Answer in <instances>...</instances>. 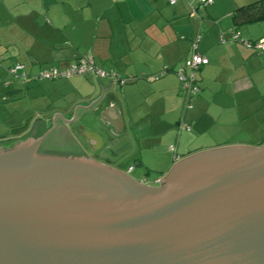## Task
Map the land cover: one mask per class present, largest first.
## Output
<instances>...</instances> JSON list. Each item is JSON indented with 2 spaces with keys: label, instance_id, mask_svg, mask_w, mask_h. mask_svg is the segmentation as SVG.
Listing matches in <instances>:
<instances>
[{
  "label": "crops",
  "instance_id": "1",
  "mask_svg": "<svg viewBox=\"0 0 264 264\" xmlns=\"http://www.w3.org/2000/svg\"><path fill=\"white\" fill-rule=\"evenodd\" d=\"M191 7L195 8L192 15ZM233 29L248 41L264 37V0H212L204 6L196 0L173 4L167 0H0V75L20 63L27 80H36L40 68H65L79 57H90L97 67L116 72L125 79L123 84L94 75L49 80L54 82L44 87L77 96L43 121L55 113L72 118L71 110L92 102L100 95L101 84L111 81L89 108L97 109L102 124L115 122L120 128L122 123H132L133 151L113 167L135 181L144 180L142 184L159 186L157 180L183 158L225 146L264 144V50L241 42L222 43L221 35L227 37ZM196 36L195 51L208 63L197 71L200 91L184 111L174 68L191 55ZM163 69L157 79L147 80ZM2 78L4 87L11 84ZM77 117L67 122L56 115L55 128L66 131L81 154L86 151L94 157L95 136L88 134L86 139L87 131L77 130ZM134 118L155 131H144ZM181 120L189 130L179 127ZM173 139L176 158L168 149L144 146L146 140L169 143ZM198 139L211 143L194 146ZM146 152L157 161L168 158L166 170H160L162 176L153 183L142 170L158 169V162L147 161Z\"/></svg>",
  "mask_w": 264,
  "mask_h": 264
},
{
  "label": "water",
  "instance_id": "2",
  "mask_svg": "<svg viewBox=\"0 0 264 264\" xmlns=\"http://www.w3.org/2000/svg\"><path fill=\"white\" fill-rule=\"evenodd\" d=\"M100 95L73 111L88 107L94 157L39 151L56 115L73 119L59 113L0 146V264H264V144L196 153L147 186L113 167L134 145L89 108Z\"/></svg>",
  "mask_w": 264,
  "mask_h": 264
},
{
  "label": "rangeland",
  "instance_id": "3",
  "mask_svg": "<svg viewBox=\"0 0 264 264\" xmlns=\"http://www.w3.org/2000/svg\"><path fill=\"white\" fill-rule=\"evenodd\" d=\"M5 64H6L5 67H7L9 63L6 62ZM0 76L4 77L6 80H8V82H11L9 86L4 87L5 81L2 77H0V135L11 136L17 134L29 122L32 123L29 128L31 131L32 125L35 122V120H37L38 118L43 119L47 114L51 113L53 109H59L60 107L67 105L66 101L74 100V98L77 96L75 93L63 94L62 93L63 91L61 89H50V88L48 89L44 87L45 83L47 82L53 83L54 82L53 80L49 81L44 79H40V80L36 79V80H26L23 82L19 78L10 75L7 72V70L6 71L3 70ZM79 76H88V75H79ZM60 80L68 81L66 78ZM73 111L74 109L71 110V114H74ZM84 113H85L84 110L77 109V112L75 113L77 114L76 116H78L76 120V124L80 125L83 123V120H81V118L84 115ZM50 118L51 117L44 119V121L46 122L45 126L43 125L42 122L38 123L42 129H45L49 125L47 124V121H50ZM134 119L136 121V124L137 125L140 124L144 131H147L148 129L149 132L155 131L153 130L154 128L152 126L150 127L145 126L144 124H142L144 122L141 123V121L139 120L137 121L136 118ZM72 127L73 126H71V128L69 129L73 130ZM36 128L35 131L39 129ZM132 130H133V126L131 123L129 125L130 133L133 132ZM39 134L40 133H38V136ZM67 135L59 134L54 139L56 140V143H59L61 146H65L66 148L68 147L73 148L75 144L72 140V137L71 136L66 137ZM174 143H175L174 139L169 143L166 142L159 143L158 141H154V140H146V142H144V146H149L150 144H152L158 146L159 149L162 148L168 149L169 153L174 158H176L177 156H174L175 153L169 149V146L173 145ZM193 143L194 146H201V145L204 146L210 144L211 141L207 139L206 140L198 139L195 142L193 141ZM153 155L154 154H151L150 152L149 153L146 152V160L149 162L157 161L155 160L156 158H154ZM162 155L163 153L161 154V156ZM120 161L123 162L124 158L121 159ZM157 162L158 163L156 166L158 167V169L148 168L142 170V174L147 177L146 180L149 183L150 182L153 183L156 178L162 176L160 170L162 171L166 170L164 165L168 164V158L166 156H163L160 159H158ZM125 163L128 164V160H126ZM136 168L139 169L140 166H136Z\"/></svg>",
  "mask_w": 264,
  "mask_h": 264
},
{
  "label": "built area",
  "instance_id": "4",
  "mask_svg": "<svg viewBox=\"0 0 264 264\" xmlns=\"http://www.w3.org/2000/svg\"><path fill=\"white\" fill-rule=\"evenodd\" d=\"M177 0H167L168 3L173 4ZM201 6L207 5L212 2V0H196ZM195 13V8L191 7L190 14ZM198 40V36H196L191 43L192 53L191 55L185 59L181 64H179L176 68H174V72L177 76L179 82V88L183 96V110L189 109L192 107V101L196 97V95L200 91V86L198 84L197 71L200 67L208 63L207 57L201 55L195 51L196 42ZM227 41L230 42H241L246 46L251 47L256 51L264 50V37L256 40V41H248L241 36V33L237 29H233L229 31L228 36L221 35V42L225 43ZM163 69L159 73L153 75V77H147V80L157 79L160 75L163 74ZM7 72L19 78L21 81H26L29 77L24 70V67L20 63H15L7 68ZM74 75H94L95 77L100 78H111L114 82H119L123 84L125 79L117 75L113 70H104L97 67L90 57H79L72 61L65 68H58L54 66H44L40 68L38 71L36 78L51 80L56 78H68ZM179 127L189 130V125L181 120L179 122ZM169 149L174 151V146L170 145ZM133 166L129 167L131 170ZM159 182V180H157ZM139 183H144V180Z\"/></svg>",
  "mask_w": 264,
  "mask_h": 264
},
{
  "label": "flooded vegetation",
  "instance_id": "5",
  "mask_svg": "<svg viewBox=\"0 0 264 264\" xmlns=\"http://www.w3.org/2000/svg\"><path fill=\"white\" fill-rule=\"evenodd\" d=\"M39 122L37 121L35 123V127L37 126V129L35 132L30 131V125L32 124L31 122L27 123L25 127L19 131L17 134L14 135H0V146L3 147H9L12 146L14 143L27 139L28 135L32 133L33 137H38V133L42 131L43 129L41 126L38 124ZM37 132V133H36ZM44 133V131L39 135L41 136ZM59 134H64L67 135L66 131H64L61 127H56L54 128L40 143L39 145V151L45 152V153H53V154H73V155H80V151L77 149V145L75 144L73 148H66L65 146H61L59 143H56V140L54 139L56 136ZM29 135V136H30ZM67 135L66 137H68ZM11 144L8 146V144Z\"/></svg>",
  "mask_w": 264,
  "mask_h": 264
},
{
  "label": "trees",
  "instance_id": "6",
  "mask_svg": "<svg viewBox=\"0 0 264 264\" xmlns=\"http://www.w3.org/2000/svg\"><path fill=\"white\" fill-rule=\"evenodd\" d=\"M45 129H43L42 131H40V134L44 131ZM11 145L10 143L8 144V146Z\"/></svg>",
  "mask_w": 264,
  "mask_h": 264
}]
</instances>
